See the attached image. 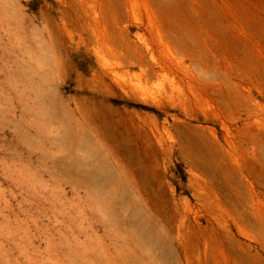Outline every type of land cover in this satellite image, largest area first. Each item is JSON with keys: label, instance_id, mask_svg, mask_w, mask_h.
Returning a JSON list of instances; mask_svg holds the SVG:
<instances>
[{"label": "rangeland", "instance_id": "rangeland-1", "mask_svg": "<svg viewBox=\"0 0 264 264\" xmlns=\"http://www.w3.org/2000/svg\"><path fill=\"white\" fill-rule=\"evenodd\" d=\"M0 264H264V0H0Z\"/></svg>", "mask_w": 264, "mask_h": 264}]
</instances>
